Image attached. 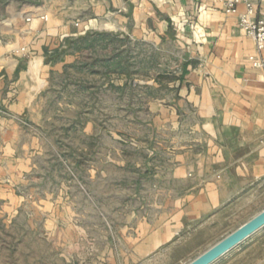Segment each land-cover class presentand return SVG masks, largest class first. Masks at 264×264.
I'll list each match as a JSON object with an SVG mask.
<instances>
[{
  "label": "crops",
  "instance_id": "crops-1",
  "mask_svg": "<svg viewBox=\"0 0 264 264\" xmlns=\"http://www.w3.org/2000/svg\"><path fill=\"white\" fill-rule=\"evenodd\" d=\"M39 1L41 7L19 17L8 8L0 20V154L6 156L0 172L15 177L29 167L20 155L39 153V138L22 130L16 117L34 122L52 77L87 63L106 79L100 91H131L122 104L136 108L130 119L149 130L152 145L143 148L149 156L143 164L162 174L155 179L163 194L153 196L154 209L138 212L131 237L121 228L125 264L130 249L131 257L145 259L264 183V66L252 65L254 41L238 26L242 2L227 12L220 0H131L127 16L123 0H92L100 13L90 15L81 0H62L55 11L47 0H28ZM252 1L255 15H264V0ZM99 37L105 52L93 58L90 47ZM132 53L141 63L151 58V66L130 70L136 79L123 81L129 69L112 72L111 63ZM161 59L168 61L165 68ZM117 75L119 83L112 78ZM13 187L0 186L8 204L18 198ZM262 229L252 234L250 264H264ZM116 263L112 257L110 264Z\"/></svg>",
  "mask_w": 264,
  "mask_h": 264
},
{
  "label": "rangeland",
  "instance_id": "rangeland-1",
  "mask_svg": "<svg viewBox=\"0 0 264 264\" xmlns=\"http://www.w3.org/2000/svg\"><path fill=\"white\" fill-rule=\"evenodd\" d=\"M47 1L54 11L62 2ZM81 4L90 5L85 15L100 13L92 0ZM41 5L0 0V20L6 18L8 8L19 17ZM101 41L95 38L91 44L93 58L104 55L105 48H98ZM120 59L111 63V71L129 69L123 81L136 79L130 70L151 66V58L141 63L135 53ZM161 64L165 68L168 61L161 59ZM82 67L52 77L50 89L40 98L38 115L31 117L34 122L16 117L22 130L39 138V153L20 155L29 160V167L14 172L15 177L13 172H0V186L13 182L12 192L18 196L9 204L0 198V264H110L112 257L116 264H125L121 228H128L131 237L138 212L152 211L153 196L163 194V186L155 182L161 172L143 164L149 158L143 148L152 147L149 130L130 119L136 108L123 105L122 96L129 99L131 91H100L104 76L92 73L87 63ZM112 78L121 81L118 75ZM263 209L264 183L243 190L208 224L194 226L195 233L177 236L145 259L131 257L130 249L127 264H186ZM259 234L264 236V229ZM251 261L252 235L214 264Z\"/></svg>",
  "mask_w": 264,
  "mask_h": 264
},
{
  "label": "water",
  "instance_id": "water-1",
  "mask_svg": "<svg viewBox=\"0 0 264 264\" xmlns=\"http://www.w3.org/2000/svg\"><path fill=\"white\" fill-rule=\"evenodd\" d=\"M123 1L128 7L127 16H131L134 8L133 2ZM263 227L264 209L186 264H213Z\"/></svg>",
  "mask_w": 264,
  "mask_h": 264
},
{
  "label": "built area",
  "instance_id": "built-area-1",
  "mask_svg": "<svg viewBox=\"0 0 264 264\" xmlns=\"http://www.w3.org/2000/svg\"><path fill=\"white\" fill-rule=\"evenodd\" d=\"M227 12L234 10L239 2L244 5V11L238 17V26L249 35L255 44L257 56L251 57L252 65L264 66V15H255L256 7L252 0H220ZM77 24V23H76ZM25 51L24 48L21 49Z\"/></svg>",
  "mask_w": 264,
  "mask_h": 264
}]
</instances>
